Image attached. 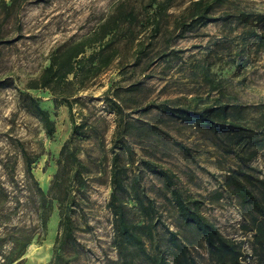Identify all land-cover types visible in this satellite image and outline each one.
<instances>
[{"label":"rangeland","instance_id":"obj_1","mask_svg":"<svg viewBox=\"0 0 264 264\" xmlns=\"http://www.w3.org/2000/svg\"><path fill=\"white\" fill-rule=\"evenodd\" d=\"M117 1L23 0L14 15L3 22V35L11 41L3 42L0 46V77H9L12 83L9 87L0 88V154L18 153L19 148L13 144V140L21 139L36 160L33 172L45 190H48L57 170V158L70 134L71 120L66 104L56 108L53 94L48 89L27 88L28 82L38 77L49 64V56L57 46L91 32ZM235 1L246 10H264V0ZM187 2L176 1L169 11L170 20L181 12ZM238 31L234 25L217 22L202 27L201 35L189 34L175 40L162 36L154 38L150 29L138 25L134 39L118 41V55L109 66L85 82L76 94L73 105L76 121L85 122L86 132L76 140L75 146L91 169L86 176L85 195L78 196L81 210L76 215L79 223L76 234L80 245L62 251V258L56 256L55 242L59 234L56 209L51 216L46 238L42 242L34 240L28 246L23 264H117V254L112 244V213L107 206L112 190L110 158L117 136V119L109 105L110 98L123 107L127 121L142 126L143 131L139 132L134 127L127 135L134 148L133 170L143 169L141 159L149 158L156 164L157 170L164 168L175 172L184 189L204 200L203 212L216 222L220 230L242 241L247 264H264L262 257L252 249L253 232L244 231L242 227L250 220L248 209L242 206L231 190L220 185L224 176L237 167V156L226 151L221 137L210 131L198 128L193 123L174 120L158 109H142L150 102L169 100L178 104L185 103L193 95L206 96L209 85L203 80L197 65L199 62H212L211 71L223 80L225 86L223 100L244 105V116L252 120L249 125L255 126L253 119L256 118L264 122V49L256 51L251 46L248 53L237 51L236 41L231 42L230 38H234ZM153 39L156 41L148 47ZM217 40L226 42L230 50L221 51V48L216 55L214 52L219 49ZM140 42L147 47V55L138 56V60ZM172 48L182 50L179 57H159L162 51ZM150 58L154 62L148 65ZM240 58L248 62L238 73L236 67ZM19 90L38 96L42 105L50 110L56 122L51 137L41 121L20 106ZM151 124H157L164 131L161 136L154 133L145 135L149 134L148 126ZM173 140L187 145L191 155L186 154ZM251 164L264 177V147L258 150ZM143 171L146 189L155 198L164 222L171 229L179 231L181 237L187 236L191 240L190 249L199 264H214L203 238H193L190 230L180 224L176 209L162 189L161 178L155 172ZM16 178L22 184L24 161L21 155ZM221 189H224V195L216 199L214 194ZM23 195L21 191L19 196L24 201ZM19 211L14 217L15 221L19 215L29 219L32 206L20 205ZM162 231L159 228V232Z\"/></svg>","mask_w":264,"mask_h":264},{"label":"trees","instance_id":"obj_2","mask_svg":"<svg viewBox=\"0 0 264 264\" xmlns=\"http://www.w3.org/2000/svg\"><path fill=\"white\" fill-rule=\"evenodd\" d=\"M22 1L0 0V46L3 42L11 41L3 35V22L14 15ZM176 1L118 0L91 32L57 46L49 56V64L38 77L28 82L27 88L48 89L53 94L56 108L67 105L71 130L60 149L57 170L48 190L39 184L33 172L36 160L21 139L13 140V144L19 148L18 153L0 154V264H23L28 246L34 240L42 242L46 238L51 216L56 209L59 217L56 256L62 258V251L80 245L76 234L79 228L76 215L81 210L78 196L85 195L86 176L91 169L75 146L76 140L86 132L85 122L76 121L73 105L76 94L85 82L109 66L118 55L117 43L120 39H134L138 25L150 29L154 38L162 36L176 40L189 34L201 35L202 27L222 22L239 29L234 38H230L231 42L236 41L237 51L248 53L251 46L256 51L264 49V10H246L235 0H188L181 12L170 20L169 11ZM151 41L148 47L156 40ZM216 43L219 46L214 52L216 55L221 48V51L230 50L226 42L217 40ZM139 46L138 60L143 54L147 55L143 42ZM179 52L182 50L172 48L162 51L159 57H179ZM153 62V58H150L148 65ZM247 62L240 58L236 72L239 73ZM211 65L212 62H199L197 65L203 80L209 85L206 96L193 95L185 103L178 104L169 100L150 102L142 109H158L174 120L193 123L198 128L210 131L221 137L226 151L237 156V167L224 176L220 185L231 190L242 206L248 209L251 217L242 227L244 231L253 232L252 249L264 262V177L251 164L258 150L264 147V122L256 118L253 119L255 126L249 125L252 120L244 116V105L223 100L226 95L223 80L211 71ZM11 83L9 77H0V88L9 87ZM213 91L218 94L212 95ZM18 99L20 106L36 116L51 137L56 122L40 98L31 92L19 90ZM109 101L117 119V136L110 158L112 190L107 206L112 213V244L116 250L117 264H199L190 249L191 240L187 236L181 237L179 231L171 229L161 218L156 200L144 184L143 169L155 172L161 178L162 189L176 209L180 224L190 230L193 238H203L214 264H247L242 241L220 230L216 222L203 212L204 200L184 189L175 172L164 168L157 170L156 164L149 158L141 159L143 169L133 170L134 148L127 135L134 127L139 132L143 131L142 126L127 121L123 107L112 98ZM148 131L147 136L150 133L161 136L164 132L157 124L148 126ZM173 142L191 155L187 145L178 140ZM19 155L24 161L22 184L16 178ZM223 190L215 192L216 199L223 197ZM21 191L24 192V201L19 196ZM20 205L32 206L31 218L25 219L19 215L15 221V215L20 213ZM134 210L136 213L133 214ZM159 228L163 229L162 233Z\"/></svg>","mask_w":264,"mask_h":264},{"label":"bare ground","instance_id":"obj_3","mask_svg":"<svg viewBox=\"0 0 264 264\" xmlns=\"http://www.w3.org/2000/svg\"><path fill=\"white\" fill-rule=\"evenodd\" d=\"M58 129H61V127H59Z\"/></svg>","mask_w":264,"mask_h":264}]
</instances>
